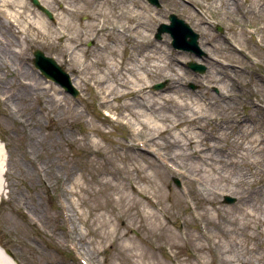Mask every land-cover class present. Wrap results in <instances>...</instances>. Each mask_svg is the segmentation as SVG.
Segmentation results:
<instances>
[{
	"label": "rangeland",
	"instance_id": "rangeland-1",
	"mask_svg": "<svg viewBox=\"0 0 264 264\" xmlns=\"http://www.w3.org/2000/svg\"><path fill=\"white\" fill-rule=\"evenodd\" d=\"M46 1L52 19L32 0H0L23 28L0 12V248L9 262L264 264V0ZM136 9L145 10L132 18ZM146 13L158 18L141 24L148 37L108 35ZM170 13L199 34L204 60L173 48L168 32L154 36ZM34 49L67 70L80 95L42 76ZM119 82L144 91L103 102L102 88ZM142 103L158 124L144 121ZM169 120L181 124L160 126ZM181 128L197 130L200 145L182 143Z\"/></svg>",
	"mask_w": 264,
	"mask_h": 264
},
{
	"label": "bare ground",
	"instance_id": "bare-ground-1",
	"mask_svg": "<svg viewBox=\"0 0 264 264\" xmlns=\"http://www.w3.org/2000/svg\"><path fill=\"white\" fill-rule=\"evenodd\" d=\"M43 4L47 5L48 4V1L46 0H40ZM220 3L222 4L223 2H225V0H219ZM244 0H242L243 2ZM250 2H254V0H249ZM103 4L104 5H108L109 4V1L108 0H104L103 1ZM2 7H0V12H3L6 19L14 26L17 28V31H21V29H23L21 27V24L19 22V10H15V9H10L9 7H6L5 6V3L2 2L1 3ZM264 5V3H259V5L257 4L256 6V10L259 11L262 9V6ZM66 10H68L67 8H65ZM143 10L145 9H142L141 11L140 10H134L133 13H131V17L134 18L136 17L139 13H141ZM39 11V10H38ZM147 15H145L144 17V20H141V21H137L136 24L132 27H126L124 30H121V29H115L113 31H110L108 32V35L112 36V37H115V38H123V37H135V38H144V37H148L149 34H150V29L146 28V27H143L141 26L142 23H152L153 21L157 20L158 18L154 15V14H151V13H146ZM42 19L38 18V19H35L34 17L32 18L31 21H28L29 24H31L34 28L36 29H39L42 28ZM59 24H62V26L64 25V21H59L58 22ZM208 23V22H206ZM143 27V28H142ZM241 30V29H240ZM57 31L58 33L62 34V36L64 35H67L62 29H59L57 28ZM249 32L251 33H255L257 35H259V33L255 30H250ZM240 34H243L242 31H240ZM259 47L257 48L258 50H260L262 47H264V45L262 43H259L258 44ZM214 49V48H213ZM205 50V49H204ZM250 51V50H249ZM113 62V65H115V62ZM138 80L139 81L140 79H142V76H138ZM73 83L75 85H77V82L73 79ZM122 86V89L120 88ZM144 87L145 85L143 83H140V82H135V83H131L130 85L129 84H125V83H122L119 82V86H115L116 90L111 87L110 85H107L105 87L102 88L101 90V93H103L102 97H103V102H107L108 101V96L113 94V92H120V95L121 94H131V93H136V94H139L140 92H143L144 91ZM143 98V97H142ZM140 107L143 109V111L146 112V115L144 112H142V114L145 116V119L144 121L145 122H152V121H156L155 124H158L157 120L158 118H155L154 116H152L151 112L150 111H147L148 109V104L147 103H142L140 105ZM196 111V110H195ZM195 116H191L189 118V121H194L195 120ZM140 122H143V120H139ZM170 122V125L171 126H166L164 127L163 124H161L160 126L163 127L164 129H169V128H176L178 127L181 122L180 121H171L169 120ZM195 129H200L202 128L201 126H195L194 127ZM197 130H194L193 133H190L189 130L187 128H181L179 130V135L180 137H182V139H184V142L182 143H186V144H191V143H195L196 146H199V139H195V137L197 136ZM178 138V141L181 142V138ZM154 139V136H151L145 140H142V144L143 146L146 144H149L150 141H152ZM195 151L199 152L198 156H201V151H202V147L201 148H198L196 149ZM194 151V152H195ZM159 156H160V159L161 161L164 163V165H167L169 166V162L173 160V155L171 156H165V155H161V153H159ZM5 157V154H4V151H3V146H2V143L0 142V160L4 159ZM3 162V161H2ZM4 166V164H3ZM0 167V197L3 195V191H2V182H3V176H2V173H3V170H4V167ZM176 166H178V168H176ZM172 167H175L177 171L179 172H182L183 174L186 172V169H182L180 170V166H179V163L176 161L175 163V166L172 165ZM185 175V174H184ZM130 189L131 191L133 192H137L139 190H143V192L145 193V199L148 203H153L152 201V197L151 195L145 190V189H142L140 188V186L133 182L132 180L130 181ZM0 254H1V257H2V261H1V258H0V264H11L9 262V257L5 255V253L3 252V250L0 248Z\"/></svg>",
	"mask_w": 264,
	"mask_h": 264
},
{
	"label": "water",
	"instance_id": "water-1",
	"mask_svg": "<svg viewBox=\"0 0 264 264\" xmlns=\"http://www.w3.org/2000/svg\"><path fill=\"white\" fill-rule=\"evenodd\" d=\"M150 2L159 5L158 0H149ZM32 2L42 11H44L49 17H51L50 11L43 6L38 0H32ZM170 23H160L155 33V37L159 38L161 32L168 31L172 36V45L176 48H182L194 52L195 54L202 55L204 52L200 49L198 45V33L193 31V29L185 22L182 18L177 17L175 14H169ZM33 63L40 69L41 73L61 85L65 91L70 92L73 96L78 94L77 88L73 85L69 73L57 63V61L51 57L44 54L40 49H34L33 51ZM187 65L198 71H204L205 65L202 63L190 60ZM165 82H158L153 85L154 88L162 87ZM236 198L231 195H224V202H234ZM5 253L11 254L9 249H5Z\"/></svg>",
	"mask_w": 264,
	"mask_h": 264
}]
</instances>
